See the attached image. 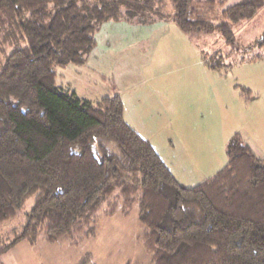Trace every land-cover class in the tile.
I'll use <instances>...</instances> for the list:
<instances>
[{"label": "trees", "instance_id": "1", "mask_svg": "<svg viewBox=\"0 0 264 264\" xmlns=\"http://www.w3.org/2000/svg\"><path fill=\"white\" fill-rule=\"evenodd\" d=\"M263 6L264 0H0V223L33 198L20 231L0 238V256L21 242L82 241L121 201L125 213L136 204L150 264H264V158L238 134L227 142L225 166L184 188L125 122L119 97L80 99L56 85L54 72L84 63L109 23L172 22L185 34L217 31L233 44V27ZM223 59L202 61L226 75L232 65Z\"/></svg>", "mask_w": 264, "mask_h": 264}, {"label": "rangeland", "instance_id": "2", "mask_svg": "<svg viewBox=\"0 0 264 264\" xmlns=\"http://www.w3.org/2000/svg\"><path fill=\"white\" fill-rule=\"evenodd\" d=\"M138 22L106 24L108 30L95 35L101 45L84 63L54 68L56 85L92 103L115 96L124 99L134 119L141 118L134 124L135 132L155 147L176 183L184 188L205 181L225 166L226 142L235 133H242L254 151L264 157V139L255 128L259 119L243 118L245 109L241 112L235 97L241 95L240 90H233L237 85H249L254 72V116L258 106L264 113V56L255 59L264 55V45L260 44L264 11L250 25L242 22L234 27L233 44L217 31L187 34L188 45L174 33L160 34L152 26L127 29L128 24ZM137 43L143 47H134ZM220 57L223 64L232 65L222 79L201 65L203 58L218 62ZM252 57L254 65L235 69ZM137 100L141 103L136 104ZM32 205L30 198L15 218L0 223L1 239H10L12 232L20 231ZM117 205L111 215L98 216L92 236L77 243L66 239L51 244L43 239L35 245L21 243L48 253V264H66L70 254L73 258L79 253L77 264L83 257H88L90 264H148L150 257L140 241L143 227L136 204L128 213L123 212L121 201ZM15 247L0 256V264H18L11 257Z\"/></svg>", "mask_w": 264, "mask_h": 264}, {"label": "crops", "instance_id": "3", "mask_svg": "<svg viewBox=\"0 0 264 264\" xmlns=\"http://www.w3.org/2000/svg\"><path fill=\"white\" fill-rule=\"evenodd\" d=\"M194 1H199V2L202 3V2H205V1H208V0H194ZM234 2L235 1H231L230 4H233ZM218 11H219V9L217 8V4H216L214 6V8H213L214 19L215 18H218V19L220 18V15H219V12ZM263 11H264V6L258 11V13H261ZM257 14L249 22H244V25L245 26L246 25H250L251 21H253L256 18ZM217 15L219 17H216ZM220 20L221 19H219L218 21L215 20L213 22L218 23ZM240 25H242V24H240ZM141 26H152L154 30H156V29L160 30V34H161L162 31H164V33H167V34L168 33H171V34L174 33L175 35H177L176 37H178L180 40L186 42V44L189 45V43H188L189 40H188L187 34H185L182 31H180V29L174 23H172V22H156V23H153L151 25L128 24L127 25V29H131V28H135L136 29V27H141ZM239 26L236 25V27H239ZM234 27H233V29H234ZM105 29L108 30V28H105V26H103L101 28V30H99L96 33V35L98 36L101 33V31H103ZM98 45H101V43H98L97 40H96V38H95V47L94 48H96ZM129 45H131V44H129ZM137 45L139 47H141V48L143 47V45L140 46V43L134 44V47H137ZM244 64H253L254 65V60L253 61H249L247 63H245V62L244 63L243 62L241 63L240 62V63L237 64L238 66H235V69L237 67H241ZM201 65H203L202 67L206 71H209V72L213 73L214 75H216V77L218 79H222L223 77L225 78V75H222V74H220L218 72H215V71H212V70L208 69L204 65V63H202ZM234 81L235 82H238V80L236 81V79ZM249 81H250V84L249 85L247 83L244 84V85H242L245 88L242 87L241 85L240 86L237 85V86H235V88L233 87V90L236 93L239 87L240 88H244V89L247 88L246 90H248L250 92V95L252 94L251 95L252 96V99H250L248 101H245L240 95L237 96L235 94V97L237 98V100L239 102V106H240L241 112H244V109H245L246 114H241V115H243V118H248L249 120H254L255 117H257L259 119V121L257 123H255V128L257 130V133L259 132L261 134V138L264 139V122H263L264 121V113L261 112V110L263 109L262 106H258L259 107V110L256 112V115L254 116V95H253L254 94V72L251 75V79ZM232 95H234L233 92H232ZM121 100H122V103H123V117H124V120L135 131L137 129L134 128V124H136L137 121H141V118L139 116L138 117L135 116V119H134V117L131 115V113H129V110L126 109L125 103H124L125 102L124 99H121ZM135 102H136V104L141 103L138 100L135 101ZM263 112H264V110H263ZM260 116H262V118ZM259 133H258V135H259ZM235 134H238L241 137V139L244 141V143L249 146V148L252 150V152L258 158H261V159L264 158V157H262V155H260L261 153L258 155V153H256L254 151V147L248 143V141L245 139V137H244V135L242 133L241 134L240 133H235ZM226 144H227V142H226ZM150 145L156 151L155 147L151 143H150ZM156 153L159 155L158 151H156ZM159 157L161 158L160 155H159ZM161 160L163 161L162 158H161ZM163 163H164V161H163ZM27 245L28 244H26V243H20L12 251L13 253H11V257H15V259H17L18 264H48L50 262L49 261V257H48V253L45 255L42 252H38L36 250L31 249ZM79 254L78 255L77 254H74L73 258H71V254H70V256H69L70 260L66 264H77L78 261H79V259H80V255ZM40 255H42V258H41ZM148 264H150V260L148 261Z\"/></svg>", "mask_w": 264, "mask_h": 264}]
</instances>
